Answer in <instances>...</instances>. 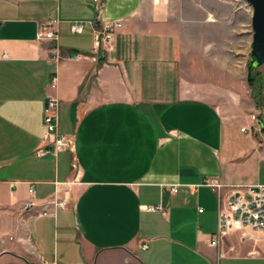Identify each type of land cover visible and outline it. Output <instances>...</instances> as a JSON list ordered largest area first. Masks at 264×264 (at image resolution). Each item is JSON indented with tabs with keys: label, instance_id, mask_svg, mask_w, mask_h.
Masks as SVG:
<instances>
[{
	"label": "crops",
	"instance_id": "obj_1",
	"mask_svg": "<svg viewBox=\"0 0 264 264\" xmlns=\"http://www.w3.org/2000/svg\"><path fill=\"white\" fill-rule=\"evenodd\" d=\"M170 1L105 0L122 28L95 53L91 0H0V264H264V242L210 244L212 185L264 184V130L194 92ZM49 96L74 150L41 157Z\"/></svg>",
	"mask_w": 264,
	"mask_h": 264
},
{
	"label": "rangeland",
	"instance_id": "obj_2",
	"mask_svg": "<svg viewBox=\"0 0 264 264\" xmlns=\"http://www.w3.org/2000/svg\"><path fill=\"white\" fill-rule=\"evenodd\" d=\"M169 7L185 76L201 86L194 92L215 103L227 120L248 119L264 130V64L249 69L252 6L245 0H171Z\"/></svg>",
	"mask_w": 264,
	"mask_h": 264
},
{
	"label": "built area",
	"instance_id": "obj_3",
	"mask_svg": "<svg viewBox=\"0 0 264 264\" xmlns=\"http://www.w3.org/2000/svg\"><path fill=\"white\" fill-rule=\"evenodd\" d=\"M96 5L98 21L93 23L95 32L94 52L98 53L101 49L108 52L112 48L114 36L119 28L120 22L104 21L103 10L105 0H91ZM72 32L82 33V26L74 24ZM57 23L49 21L43 27L39 38L48 41L57 40ZM61 57L59 48L53 50V60L58 61ZM76 60L86 58L85 55L75 54ZM53 89L57 88V78H52ZM59 99L55 96L47 98L44 107V125L47 131L49 147L42 149L38 155L46 156L49 154L57 155L61 152L73 151L74 142L68 135L59 132ZM217 189L218 195V230L217 234L210 239L212 246L219 245L225 237L232 233L239 234L242 243L264 242V184L253 186L230 187L226 194L222 193L223 186L212 185ZM34 193V186L29 190ZM64 208L65 202L59 203ZM152 210L163 211L161 207L151 208Z\"/></svg>",
	"mask_w": 264,
	"mask_h": 264
},
{
	"label": "water",
	"instance_id": "obj_4",
	"mask_svg": "<svg viewBox=\"0 0 264 264\" xmlns=\"http://www.w3.org/2000/svg\"><path fill=\"white\" fill-rule=\"evenodd\" d=\"M245 1H247L253 9L252 28L254 35L249 66L251 70L264 64V0Z\"/></svg>",
	"mask_w": 264,
	"mask_h": 264
},
{
	"label": "trees",
	"instance_id": "obj_5",
	"mask_svg": "<svg viewBox=\"0 0 264 264\" xmlns=\"http://www.w3.org/2000/svg\"><path fill=\"white\" fill-rule=\"evenodd\" d=\"M253 85V84H252Z\"/></svg>",
	"mask_w": 264,
	"mask_h": 264
}]
</instances>
